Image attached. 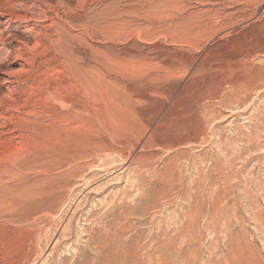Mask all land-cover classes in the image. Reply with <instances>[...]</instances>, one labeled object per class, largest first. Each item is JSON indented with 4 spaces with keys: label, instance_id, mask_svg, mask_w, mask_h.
Returning a JSON list of instances; mask_svg holds the SVG:
<instances>
[{
    "label": "rangeland",
    "instance_id": "rangeland-1",
    "mask_svg": "<svg viewBox=\"0 0 264 264\" xmlns=\"http://www.w3.org/2000/svg\"><path fill=\"white\" fill-rule=\"evenodd\" d=\"M138 1L146 0L95 3L89 12L96 29L92 40L85 37L83 25L68 28L54 20L64 27L69 49L88 47L90 66L111 82L105 100L114 103L105 101L106 105L103 99L92 103L95 127L93 123L82 127L80 119L71 127L61 123L57 134L45 140L76 157L77 165L87 161L86 168L81 164L76 179L70 180L64 193L67 203L51 220L52 227L41 231L44 251H38L29 264H75L77 249L87 252L83 264H93L88 231L92 229L93 235L102 223H110L119 205H125L121 210L129 223L120 221L126 230L118 234L121 242L117 240L119 249L118 244L114 249L115 257L121 259L117 264H264V0H174L167 13L164 8L145 10ZM34 5L36 0H0L1 69L14 67L7 58L10 44L3 40L31 27L23 18L38 14ZM190 30L200 33L192 43L195 47L189 44L192 34H186ZM99 31L103 33L97 35ZM43 32L49 39L55 34L51 29ZM250 49L259 54L252 60L261 69L256 73L240 60ZM166 92L189 99L208 97L203 102V134L194 148L171 149V141L182 136L174 130L179 123L173 116L183 102L171 100ZM143 96L154 97L149 101L152 105L143 102ZM159 110L167 118L165 127L157 121L155 137L168 143L167 150L154 157L142 150L149 139L142 127ZM84 147L91 153L81 154ZM57 205L55 211L60 208ZM133 207L137 209L129 210ZM118 224L119 220L111 223Z\"/></svg>",
    "mask_w": 264,
    "mask_h": 264
},
{
    "label": "bare ground",
    "instance_id": "bare-ground-1",
    "mask_svg": "<svg viewBox=\"0 0 264 264\" xmlns=\"http://www.w3.org/2000/svg\"><path fill=\"white\" fill-rule=\"evenodd\" d=\"M98 1L108 2L112 0H60L59 2L57 0H36L37 5L33 6L34 7L33 10H37L38 14L33 13L34 15H31L30 17L26 16L23 18V23L28 24L31 27L26 28L22 32L20 31L21 33L18 35L15 33L9 34L5 38V40H3L5 42H8V44H10L9 52H7L8 53L7 58L12 61L11 64L14 67H11L10 69H1V65H0V264H29L31 263L30 262L31 258L34 255L39 254L38 251L40 252V254L41 252L44 251L41 241L39 239V236L41 235V231L43 229L51 228L53 225L50 223L51 220L56 219L57 218L56 215L59 212H61V209L65 207L67 203V199L65 198L66 194L64 195V193L68 188V186L70 185V180L72 179L71 181H73L74 178L76 179V176L80 172L79 170L80 165L82 164L83 168H86L84 167L83 163H85V161L87 160L84 159L85 160L84 161L82 159V161L84 162L81 163L80 165H77L79 161L75 162L76 157L75 158L72 157L73 158L72 159L71 157L68 156V154H70L69 152L66 155L65 153L57 150L58 149L57 145H56L57 147L56 149L54 148V146H52L54 144L49 146L46 144L45 140L51 137L50 135L57 134L56 128L59 127L61 123L67 125L68 127H71V126H75L76 123L78 122L77 120L80 119L83 122L81 124L83 125L82 127L89 128L92 123L94 124L92 126L95 127V122H93L94 120H92L93 119L92 118L93 112H91L92 110L91 106L93 105L92 103H94V101H98L99 99L100 100L103 99L104 103L106 102L108 103L109 101L111 102L110 98L107 101L105 100L106 98L109 97L108 94L110 90L108 87L111 82L109 83L107 81L104 74L100 70H99L100 72L98 71L96 72L95 69L92 68V66H90L89 63L90 55L88 52V47L87 48L84 47L85 48L84 51L78 50V48L77 49L75 48L74 50L69 49L70 44L66 43V38H67L66 31L64 30V27L63 28L61 27L62 25H59L61 23L64 26L70 28V27H74L73 25L75 24L77 25L79 23V25L81 26L83 25L82 31L85 37L88 40H92L94 38L93 29H95V27L92 24V19H91L92 17L91 18L89 17L90 16L89 12L92 9V6ZM140 2L142 6L141 8L145 10L152 9V11L153 10L159 11L160 8H164L163 12H166V11H170L173 8L174 0H157V2H154L153 0H146ZM48 14H51V17ZM159 16L160 15H158V17ZM166 16L169 17L168 15ZM54 20L60 23L57 24V22L55 23ZM47 22H50V24H48L47 26H41L42 24ZM105 28L106 27H104V30H106ZM47 29H51L53 30V32H55V34H53L54 37L52 39H49L48 36L45 34V32H43L46 31ZM199 30H195V31L190 30L188 31V33H186L188 34L187 37H189L192 34L191 35L192 38H190L191 41H189V44L191 43L190 46L193 45L195 47V45L192 43L198 39V36L200 34ZM100 32L102 31H99L97 35ZM179 35L181 34L179 33ZM51 37L52 36H50V38ZM188 40L189 39H187V41ZM258 55L259 54L256 51L251 50V52H247V55L245 54V56H242L240 60H242L243 65L245 67H249V69L252 70L253 73H256L258 71H261V69L255 67L252 64V60L254 58H257L256 56ZM237 62H239V59ZM242 62L240 63L242 64ZM145 65L147 64L145 63ZM165 66L163 67L165 68ZM104 67L106 68V66ZM136 67L138 68V66ZM147 67L149 68L151 66L149 65L146 66V68ZM167 73L168 72L166 71V74ZM251 84L253 83L251 82ZM110 89L112 90V88ZM160 91L158 90V93ZM169 92H166V95L171 100H176V101L182 100L183 102L178 110L176 117L174 118L173 116V119L176 120L177 123H179L178 126L176 125L177 127L174 130H176L178 133H181L182 136L178 137L179 139L178 140L176 139V141L174 142L173 140L171 141L172 142L170 143L172 146L171 149L178 150L181 147L194 148V146L198 145L199 143L198 142L199 136L201 137L202 128L204 124L202 114H204L203 113L205 108L204 106L206 105V104L203 105L204 104L203 102L205 98L208 97H204V100L197 96L196 98L192 97L193 99H189V98H185L180 93L178 95L167 94ZM112 95L117 97L115 93L113 94V92ZM149 96H143L141 100H143V102L145 101L148 103L151 98H154V97L150 98ZM161 96H165V95H161ZM110 102L109 105L114 103V102L112 103ZM107 103L106 105H108ZM149 103L151 104L152 102ZM206 107H208V104ZM162 116L163 117H161V113L159 110V112H156V114L154 115V118L152 120H149V122H145L146 124L145 126H143L144 128L142 127V129L144 130L143 135L144 136L149 135V139L145 141L144 144H142L141 146L142 150H149L151 152V156L154 157L159 155L162 151L167 150L166 144L168 142L162 140L161 137L160 138L155 137V135H158L157 132L159 131L157 121L163 124L165 123L164 120H166L167 118L165 114H163ZM170 118L168 119L169 124H170ZM79 123L77 126H79ZM105 123L107 122L105 121ZM103 126L104 124H102V128ZM163 127H165L164 124ZM133 129L135 128H132V130ZM77 130L76 132H78ZM85 130L87 131V129ZM190 130L193 132L191 133ZM68 131H70V129H68ZM90 132L86 133V135L89 134ZM68 133H71V131ZM64 134L66 135V133ZM128 134L130 135L131 133ZM69 138L72 139L71 136ZM90 138L92 139V136H90ZM125 138L127 137L125 136ZM91 139L89 140L92 141ZM14 140H17L16 141L17 143L15 142L14 144L13 143ZM57 140L61 141L59 139ZM69 141H75V140H69ZM79 141L82 142L83 140H79ZM129 141L128 143L126 141L124 142L131 145ZM138 142L139 139L133 144ZM71 143L72 145L73 143L75 144V142H71ZM84 143L86 144V142ZM96 143L97 146L99 144L100 145L102 144L101 147L104 146L106 148L104 143L101 142L100 143L96 142ZM64 144L65 146H67L66 143ZM77 144H75V146ZM81 145L83 147L84 145L83 142L81 143ZM93 145L96 147L95 144ZM79 146L80 145H78V148L81 147ZM87 146H89V144ZM134 147H137V145ZM72 148H74V146H72ZM131 148L133 147L131 146ZM86 150H89V148L85 149L84 150L85 152L83 151H81L82 153L80 151L79 152L81 154L84 153L87 154ZM76 151L77 150H75L73 153L78 154V152ZM87 152L89 154L90 150ZM80 174L78 177H80ZM83 175L84 174H82V177ZM82 177L81 179H83ZM72 186L74 187V184ZM57 204H60V208L58 211H55V207L56 206L59 207V205ZM123 206L125 205H119L116 207L117 213L111 214L110 217L112 219L110 223H102V227L95 230L93 232V235H92V229L91 231H88L87 244L88 247L92 249L93 264H117L118 263L117 259L121 260L120 258L115 257L116 254L114 253V249L116 247V244L121 242L120 238L118 240V234L120 235L123 231L126 230V225L123 223L121 224L120 222L122 220H124V222H127L126 217L124 215V211L122 212L121 210ZM136 209H137L136 207L129 208V210L132 211H135ZM108 214L107 215L105 214L106 215L105 217H108ZM118 220H119V224L117 227L111 225L112 222L116 224V221ZM64 234H65V230H62L60 235L63 236ZM117 240L120 242H118ZM117 247L119 249V244ZM77 251H78L77 259L75 260L74 263L83 264L82 260L86 257L87 252H84V249H77ZM101 256H103L104 259H101L102 258Z\"/></svg>",
    "mask_w": 264,
    "mask_h": 264
}]
</instances>
